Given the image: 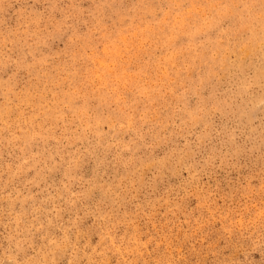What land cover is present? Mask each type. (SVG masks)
I'll return each instance as SVG.
<instances>
[{"label": "clouds", "instance_id": "9594fccd", "mask_svg": "<svg viewBox=\"0 0 264 264\" xmlns=\"http://www.w3.org/2000/svg\"><path fill=\"white\" fill-rule=\"evenodd\" d=\"M0 264H264V0H0Z\"/></svg>", "mask_w": 264, "mask_h": 264}]
</instances>
